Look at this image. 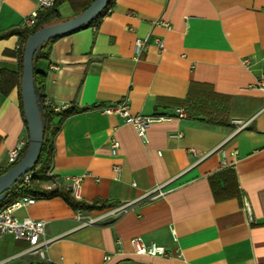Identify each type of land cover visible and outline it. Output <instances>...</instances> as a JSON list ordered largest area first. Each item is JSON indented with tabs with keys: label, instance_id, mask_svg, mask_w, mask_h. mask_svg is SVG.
<instances>
[{
	"label": "crops",
	"instance_id": "obj_1",
	"mask_svg": "<svg viewBox=\"0 0 264 264\" xmlns=\"http://www.w3.org/2000/svg\"><path fill=\"white\" fill-rule=\"evenodd\" d=\"M54 1L59 22L92 2ZM35 11L37 0H0V35ZM136 39L147 40L138 55ZM18 46L17 35L0 38V71H17L11 53ZM44 51L46 99L87 109L65 120L54 138L53 183L71 189V178L81 177L80 201L130 205L78 227L62 197L37 198L13 215L45 222L44 258L5 233L0 264H264V91L257 87L264 0H112L99 22ZM119 103L130 115L168 119L152 123L144 142L118 114L102 111ZM110 139L119 142L117 156ZM27 141L14 86L0 92V172L9 152ZM157 187L163 196L145 197ZM107 211L80 212L95 219ZM133 238L166 255L136 254Z\"/></svg>",
	"mask_w": 264,
	"mask_h": 264
},
{
	"label": "built area",
	"instance_id": "obj_2",
	"mask_svg": "<svg viewBox=\"0 0 264 264\" xmlns=\"http://www.w3.org/2000/svg\"><path fill=\"white\" fill-rule=\"evenodd\" d=\"M54 0H37L38 11L41 9L49 8L53 5ZM38 11L31 13V15L25 19L23 22L24 27H30L34 24ZM166 27H169L167 24ZM156 44L159 48H162V42L160 40H156ZM147 46L146 39H136L135 41V52L138 55L145 49ZM258 89L264 91V76L261 77L258 85ZM45 105L51 106L55 112L65 110L66 107H58L53 106L46 99ZM102 111L106 113H116L118 114L125 123H128L133 126L137 136L143 140L147 141L146 131L147 128L155 122L165 121L168 117L157 116V115H130L128 111V106L125 103H119L113 107H103ZM176 117L181 118L184 116V112L181 109H177L175 111ZM240 124V123H239ZM244 125L241 124L240 127ZM24 143L20 142L14 149L9 152L8 155V163L9 166L15 164L19 161L21 151L24 148ZM119 150V142L115 139H110V153L112 156H117ZM114 177L117 178L120 173V167L118 165H114L112 167ZM32 177V172H28L25 175L19 178L17 190L19 191V195L16 199L2 208H0V235L5 233H11L15 236V238L25 239L29 244V248L27 252L36 253L40 258H44L45 249L49 243V240L44 238V227L45 222L42 220H33L29 218L17 219L13 215V211L25 207L27 205L33 204L36 201V197L28 193L30 187V181ZM81 177H72L71 178V195L74 199L79 200V190ZM16 182V183H17ZM164 195V192L161 187H157L153 191L147 193L145 197H150L151 199H156ZM130 203L122 206V207H112L108 208V211L102 214L97 218H88L84 219L82 217V213L80 211H76L75 221L78 223V227L91 225L96 221L108 216V215H116L121 211H124L126 207H128ZM173 233V230H172ZM131 245L133 246L134 252L139 255H148V256H165V249L161 246L156 245L153 242L145 243L140 238H133L130 240Z\"/></svg>",
	"mask_w": 264,
	"mask_h": 264
},
{
	"label": "trees",
	"instance_id": "obj_3",
	"mask_svg": "<svg viewBox=\"0 0 264 264\" xmlns=\"http://www.w3.org/2000/svg\"><path fill=\"white\" fill-rule=\"evenodd\" d=\"M72 3L79 4L80 2L79 0H72ZM111 4H112V0L108 2L106 8L98 15V17L90 25L99 22L101 17L110 8ZM57 5L58 3L54 1L51 7L39 10L35 22L32 26L30 27L22 26L21 28L18 29H11L5 32L4 34L0 35V38H6L11 35H17L19 38L18 49L16 50V52L11 53L13 56L16 57L17 67H18L17 71H8V70L0 71V92L2 94H6L14 86L19 87L21 69H22L23 45L26 39L40 28L59 22L60 16L57 9ZM89 5L90 3L86 4V7L82 6V8H84L83 10H85ZM56 38L58 37H55L50 41L46 42L45 44H43L41 51L38 53L37 59L34 61L33 64L34 66H35V62L39 59L44 60L46 65L49 57H48V52L44 51V48L48 43L54 41ZM33 77H34V84L39 91V104L42 107V118L44 119V127H43V142L41 145L38 160L34 165L33 169L31 170L32 177H31L28 193L35 196L36 198H44V199L51 198L54 196H60L68 204H70L75 211H81V210L91 211L95 209L103 210L114 207L115 205L105 204L101 201H95L94 203L87 204L80 200H76L71 195V189H63L53 183L51 168H52L53 154H54V138L65 120L78 113L84 112L87 109L79 108L77 106H72L65 110L55 112L51 106H47L44 104L46 101V96L44 92V78H45L44 72L41 74H37L34 68ZM26 147H27V143L24 146L23 150L21 151L20 159L23 157ZM13 165L9 166L4 171H1L0 175L3 174L5 171H7L9 168H11ZM47 184H52V185H47ZM17 185L18 182L14 184L12 189L8 192L7 197L0 203V208L14 201L16 197L19 195V191L17 190Z\"/></svg>",
	"mask_w": 264,
	"mask_h": 264
},
{
	"label": "water",
	"instance_id": "obj_4",
	"mask_svg": "<svg viewBox=\"0 0 264 264\" xmlns=\"http://www.w3.org/2000/svg\"><path fill=\"white\" fill-rule=\"evenodd\" d=\"M110 0H93L90 5L76 16L57 23L44 26L30 35L22 52V69L19 83L21 106L26 122L28 141L23 157L11 168L0 175V203L7 197L19 178L30 172L36 164L43 142L44 119L39 104V91L34 84L33 69L41 74L45 61L37 59L43 44L55 37L73 33L89 26L106 8Z\"/></svg>",
	"mask_w": 264,
	"mask_h": 264
}]
</instances>
